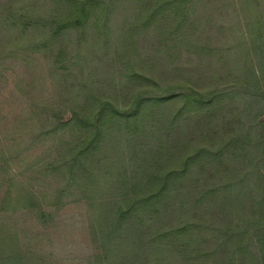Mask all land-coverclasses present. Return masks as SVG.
<instances>
[{
	"label": "trees",
	"instance_id": "trees-1",
	"mask_svg": "<svg viewBox=\"0 0 264 264\" xmlns=\"http://www.w3.org/2000/svg\"><path fill=\"white\" fill-rule=\"evenodd\" d=\"M0 264H264V0H0Z\"/></svg>",
	"mask_w": 264,
	"mask_h": 264
},
{
	"label": "rangeland",
	"instance_id": "rangeland-1",
	"mask_svg": "<svg viewBox=\"0 0 264 264\" xmlns=\"http://www.w3.org/2000/svg\"><path fill=\"white\" fill-rule=\"evenodd\" d=\"M64 244H65V241L60 240V241L57 242L56 248H59L60 250H62V246H64Z\"/></svg>",
	"mask_w": 264,
	"mask_h": 264
}]
</instances>
